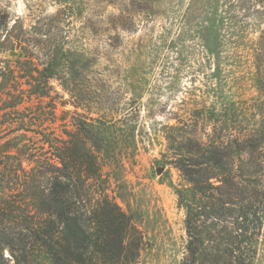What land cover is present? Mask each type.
<instances>
[{
	"label": "rangeland",
	"instance_id": "obj_1",
	"mask_svg": "<svg viewBox=\"0 0 264 264\" xmlns=\"http://www.w3.org/2000/svg\"><path fill=\"white\" fill-rule=\"evenodd\" d=\"M237 1L243 0H0L8 15L0 27V83L19 86L26 97L31 91L16 111L38 113L41 122L24 124L26 132L13 124L1 144L9 140L21 150L29 171L38 159L60 166L38 130L54 144L77 134L83 122L94 131L84 144L94 175L85 183L83 206L101 244L92 246L87 264H181L185 212L177 193L224 188L229 166L202 165L200 172L191 165L194 172H187L193 148L168 131L180 122L190 119L202 135L211 134L215 120L228 141L223 152L236 150L233 139L246 134V153L238 142L237 150L254 161L246 169L255 182L250 189L264 190V164L257 162L264 149L257 145L264 140V78L254 58L264 0H246L239 9ZM120 13L128 20L123 26ZM234 109L244 112L239 120ZM201 175L209 179L196 186ZM103 199L129 217L131 232L119 234L102 220ZM254 201L248 219L259 232L246 264H264V204ZM131 251L134 261H125Z\"/></svg>",
	"mask_w": 264,
	"mask_h": 264
},
{
	"label": "trees",
	"instance_id": "obj_2",
	"mask_svg": "<svg viewBox=\"0 0 264 264\" xmlns=\"http://www.w3.org/2000/svg\"><path fill=\"white\" fill-rule=\"evenodd\" d=\"M240 5L242 8L246 7V0L236 2L238 9ZM145 11L146 9L140 12ZM120 15L121 13L117 23L123 26L128 20L125 21ZM7 19L8 15L0 11V27L6 26ZM263 42L264 29L254 49L260 79L264 78L263 63L261 64L264 58ZM14 72L12 70L9 73ZM11 88L8 83H0V112H3L1 117L4 119L3 123L0 122V264H11L5 256L6 252L11 257L12 264H39L41 261L38 262V259L42 254L47 256L42 260L47 264H87L92 259V246L101 244L99 237L88 227L83 206L85 183L94 175V171L90 170L94 158L84 149L85 142L94 137L93 128L83 122L77 125V134L68 135L69 139L65 141L57 140L56 144L54 139H50V133L45 135L37 129L35 134L42 135L48 141L52 155L60 166L50 163V159L42 162L38 159L36 166L26 171L21 150L8 146L9 140L3 144L1 142L9 137L8 130L13 128V124L16 123L17 126L14 127L15 132H26V124L41 126V122L38 113L36 115L33 112L23 117L16 111V107L33 93L27 91L29 95L26 97V91L19 86L17 90ZM245 110L244 108L242 111ZM241 113L244 112L234 109L232 117L239 120ZM190 121L180 122L182 127L168 128L170 137L173 133H179L176 139L183 140L179 142L188 145V149L193 148L191 150L195 160L188 164L187 172L192 166H200L198 170L204 172L202 165L210 167L212 164H222V161L229 168L224 188L211 185L207 190L206 187L194 186L197 188L195 193H177L179 204L185 212V244L181 264H246V252L251 251L256 240L254 238L259 232L255 222L248 219L250 205L255 202L254 198L260 199L261 205L264 204V190H251L255 182L246 175V169L253 166L254 161L241 159L240 151L237 150L238 142L246 153V134L233 139L236 148L234 152H223L227 145L225 142L228 141L218 133L215 120L211 134L202 132V135L196 134V125ZM244 122L246 123V117ZM186 133L190 136L185 137ZM262 138L264 139V135ZM257 145L258 148L264 145V140H259ZM13 150L15 153H12ZM26 150H30L28 146ZM248 151L254 152V147ZM261 155V161L257 162L264 164V149ZM84 162L88 166L81 170ZM181 167L182 171H186L184 165ZM203 176L199 181L193 179L196 186L209 179ZM101 204L104 206L102 220L110 227L119 234L133 230L129 217L110 206L105 199ZM235 209L238 214L231 216L230 213ZM119 234L115 243L122 249ZM128 235L131 241H136L131 236L132 233ZM106 242L102 239V243ZM135 247H139L138 241ZM134 256L132 252L125 261L133 262Z\"/></svg>",
	"mask_w": 264,
	"mask_h": 264
}]
</instances>
